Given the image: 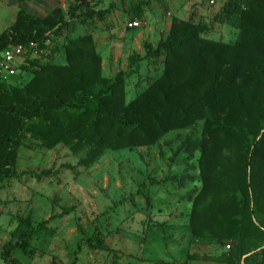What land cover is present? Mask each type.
I'll list each match as a JSON object with an SVG mask.
<instances>
[{"label": "trees", "instance_id": "1", "mask_svg": "<svg viewBox=\"0 0 264 264\" xmlns=\"http://www.w3.org/2000/svg\"><path fill=\"white\" fill-rule=\"evenodd\" d=\"M128 3V21L139 20L146 3ZM113 8L70 0L36 17L18 7L0 32V57L10 46L25 47L14 69L27 76L21 84L0 78V189L20 175L18 149L31 148L27 142L45 150L64 146L88 168L106 152L149 148L170 132L198 126L179 148L187 160L195 155L197 171L186 226L193 243L216 251L186 259L264 264V0H224L208 22L193 12L172 17L155 45L143 42V54L126 57V71L104 77L91 35L66 32L75 22L107 30ZM215 24L232 26L235 39H211ZM60 38L64 65L54 64L57 50H49ZM146 59L161 70L125 102V80ZM45 173L27 172L36 180ZM72 211L62 208L35 226L29 217L19 219L1 246V264H17L11 258L17 251L31 257L30 240L52 237L49 222ZM84 243L103 249L98 236Z\"/></svg>", "mask_w": 264, "mask_h": 264}, {"label": "rangeland", "instance_id": "2", "mask_svg": "<svg viewBox=\"0 0 264 264\" xmlns=\"http://www.w3.org/2000/svg\"><path fill=\"white\" fill-rule=\"evenodd\" d=\"M55 1L65 8L70 0ZM95 1L99 8L114 7L105 20L108 29L75 22L66 36L89 33L102 76L112 77L119 70H127L130 53L143 54V42L155 45L170 18L185 19L193 12L197 19L208 22L224 0L211 4L206 0H130L146 3L139 28L129 26V0H91ZM8 8L3 11L0 4V31L16 9ZM213 27L211 39H235L232 26ZM61 43L62 38L49 48L57 50L52 56L56 65L65 63ZM47 51L32 56H44ZM160 70L153 60L142 61L138 71L125 80V102L139 94ZM14 71L18 84L27 80L26 75ZM198 131L195 126L170 132L149 148L106 152L88 168L78 165V157L64 146L45 150L27 142L31 148L18 149L16 171L20 175L0 189V250L19 219L29 217L35 226L62 208L73 206L68 215L49 222L52 237L30 240L31 257L17 251L11 258L17 264H213L186 259L187 255L216 251L212 245L193 243L186 226L188 198L198 187L197 171L195 155L187 160L179 148L186 136H197ZM27 172L46 173L36 180ZM91 235L101 239L102 250L85 245L84 240Z\"/></svg>", "mask_w": 264, "mask_h": 264}, {"label": "crops", "instance_id": "3", "mask_svg": "<svg viewBox=\"0 0 264 264\" xmlns=\"http://www.w3.org/2000/svg\"><path fill=\"white\" fill-rule=\"evenodd\" d=\"M0 4L3 5V11L9 10L8 7L16 8L14 13L12 11V13L10 14L8 11L9 13L8 24L2 30H4L12 23L18 7H20L25 13L36 17L45 16L51 9H53L56 6L63 7V4L61 5L58 3L59 5H56L55 0H0ZM168 27H169V22L166 23V28ZM14 74L11 76H5L2 79L11 84H18L19 83L18 78Z\"/></svg>", "mask_w": 264, "mask_h": 264}, {"label": "built area", "instance_id": "4", "mask_svg": "<svg viewBox=\"0 0 264 264\" xmlns=\"http://www.w3.org/2000/svg\"><path fill=\"white\" fill-rule=\"evenodd\" d=\"M208 3H213V0H208ZM141 25L140 20H132L129 23V26L132 28L139 27ZM28 48H33L34 44L29 43ZM25 52V47L17 45L10 46L7 49L3 50L0 57V78L5 76H11L14 74V65L17 60H19ZM34 51L32 54H35ZM38 53H41L40 51Z\"/></svg>", "mask_w": 264, "mask_h": 264}, {"label": "water", "instance_id": "5", "mask_svg": "<svg viewBox=\"0 0 264 264\" xmlns=\"http://www.w3.org/2000/svg\"><path fill=\"white\" fill-rule=\"evenodd\" d=\"M241 262H242V259H241V261H240V264H241Z\"/></svg>", "mask_w": 264, "mask_h": 264}]
</instances>
